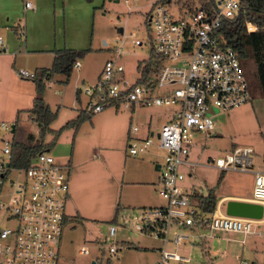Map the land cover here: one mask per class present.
<instances>
[{
    "label": "rangeland",
    "instance_id": "obj_1",
    "mask_svg": "<svg viewBox=\"0 0 264 264\" xmlns=\"http://www.w3.org/2000/svg\"><path fill=\"white\" fill-rule=\"evenodd\" d=\"M27 1L33 2L38 15L29 16L26 26L21 0V6L17 4L18 0H0L1 10H13L0 22V35L6 45L8 37H16L11 26L18 24L30 41L40 35L42 46L54 50H84L77 57L80 66L73 67L67 82H64L63 74L56 73L55 79L45 81L42 93L44 102L58 111L44 142H52L49 152L59 164L68 168L69 179L57 264H90L92 260L97 264H156L161 245L158 239L131 229L127 223L115 232L117 249L113 254L108 251L111 240L107 229L109 224H121L123 218L136 214V208L125 206L161 204L156 187L158 172L154 165L163 160L165 150L154 145L145 153L131 155L127 151L129 125L130 122L137 124L142 135L147 128L157 131L162 123L171 120L173 107L152 106L135 110L108 107L90 114L91 118L85 119L75 134L72 128H64L55 136L56 131L84 107L87 96L79 91L76 98L81 80L87 84L97 78L111 55L115 38L120 35L119 27H123L126 34H132L125 44L130 55L123 60L128 71L134 60L146 53V46L141 49L130 39L146 42L150 34L147 13L153 6L145 0L127 3L124 0H66L63 6L62 0ZM161 1L176 18L185 13L179 5L189 3L196 8L199 4L197 0ZM7 15H10L9 19H6ZM13 87L12 83L0 85V121L16 123L15 135L30 133L33 142H38L39 126L29 112L30 104L27 105L25 98ZM57 88L58 92L55 91ZM209 113L213 115L216 134L207 137L194 134L189 159L207 162L233 147L248 145L253 148L252 168L264 169V99L259 89H251V99L246 103L223 110L211 107ZM146 121L149 126L145 125ZM8 130L0 128V135L10 137ZM146 162L154 170L151 179L156 180L152 187V202L142 201L141 194L147 187L135 183L140 166H146ZM183 171L184 187L190 193L206 195L211 191L217 199L225 193H252L253 173L249 171L220 170L209 165L184 166ZM225 203H222L224 209ZM254 227L261 233L244 236L235 232H216L204 243L208 252H203L195 243L178 250L189 256L190 261L186 264H264V222L255 223ZM81 247L87 252L79 253Z\"/></svg>",
    "mask_w": 264,
    "mask_h": 264
},
{
    "label": "built area",
    "instance_id": "obj_2",
    "mask_svg": "<svg viewBox=\"0 0 264 264\" xmlns=\"http://www.w3.org/2000/svg\"><path fill=\"white\" fill-rule=\"evenodd\" d=\"M145 1L153 6L147 13L150 34L146 42L139 38L130 42L141 49L146 46V53L134 60L130 71L126 69L123 60L130 52L125 44L132 34H126L122 27L97 78L87 84L83 81L78 92L87 96L82 109L89 114L108 107H173L171 120L162 123L157 131L140 135L137 124L130 122L127 151L131 155L145 153L154 145L165 150L163 160L155 163L157 192L163 203L139 207L121 224H109L108 251L114 254L117 249L114 235L119 226L130 223L131 229L160 241L156 264H186L190 258L179 247L195 243L208 252L204 243L216 232L260 234L254 224L264 222V169L252 168L251 146L233 147L207 162L188 157L194 134H216L211 107L229 109L251 99L237 51L222 45L217 37L221 20L237 14L239 0H213L209 9L184 3L179 6L185 13L177 18L165 2ZM24 7L30 8L31 2L25 1ZM257 27L246 22L247 31ZM18 33L23 36L22 29ZM0 48H5L1 35ZM79 65L76 59L73 67ZM15 74L21 79L35 77V71L25 67L15 68ZM11 125L0 121V128H8L10 134L0 135V264H57L69 188L68 168L59 164L48 149L33 152L27 165L13 164ZM191 165L251 171V200L262 204V218L229 215L221 200L216 201L211 212H204L184 187L183 167ZM78 252L86 253L87 249L81 247Z\"/></svg>",
    "mask_w": 264,
    "mask_h": 264
},
{
    "label": "trees",
    "instance_id": "obj_3",
    "mask_svg": "<svg viewBox=\"0 0 264 264\" xmlns=\"http://www.w3.org/2000/svg\"><path fill=\"white\" fill-rule=\"evenodd\" d=\"M178 2L181 0H177ZM198 5L205 8H211L213 0H197ZM189 4V3H186ZM191 5V4H189ZM246 22L256 24L258 27L254 31L246 30ZM217 37L222 45L231 46L238 53L241 65L248 78L250 88L257 87L264 99V0H239V10L233 17L223 18L217 30ZM84 50H74L62 48L54 50V57L50 67L39 68L35 71L33 78L35 83V95L29 112L32 118L39 126L38 142H33L32 134L15 135L17 124H14L11 150L13 154L12 163L17 166L27 165L30 155L38 150H49V145L45 143L46 132L51 131L50 124L57 118L58 111L52 110L42 98L45 86V80L56 73L65 76L64 82H67L72 70L73 63L78 56L83 54ZM150 61H147V65ZM78 97V92H77ZM89 113L80 109L78 114L65 122V124L56 131L55 136L64 129L72 128L74 134L85 119H90ZM21 128V127H20ZM190 197L197 201L199 208L204 212H211L217 201L214 193L209 191L206 195L190 193Z\"/></svg>",
    "mask_w": 264,
    "mask_h": 264
},
{
    "label": "crops",
    "instance_id": "obj_4",
    "mask_svg": "<svg viewBox=\"0 0 264 264\" xmlns=\"http://www.w3.org/2000/svg\"><path fill=\"white\" fill-rule=\"evenodd\" d=\"M25 1H27V0H21V3H22V9L26 14L25 25L27 26L26 22L28 21V17L29 16H37L38 14L35 11L36 8H35V5L33 4V2L30 1L31 7L26 8V7H24ZM53 1L55 2L56 0H53ZM64 1H66V0L61 1L62 6H63ZM36 2L38 3V0H36ZM21 3H20V0H18L17 4H19L21 6ZM12 11H13L12 9H9L7 11H3L0 9V22H1V20H4L3 16L5 14H8V13L11 14ZM9 17H10V15H9ZM9 17L7 15L6 19H9ZM17 25L11 26V27H13V30H14L13 32H14L16 37H12V38L8 37V39H7L8 44L6 45L4 42L5 48H0V85L1 84H9V83L14 84L13 88H14L15 92L20 93L22 95L21 97L25 98V100L27 102L26 104L27 105L30 104L29 106H31L33 97L35 95L34 80L33 79L18 78L15 74V68H17L18 66L19 67L23 66V67L28 68V69L33 70V71H36L39 68H48V67H50L52 60H53V57H54V49H51L48 46H42L41 45L42 44V42H41L42 37L40 35H36V36L32 37V41H30L28 39V37L25 38L24 31H23V36H20L18 34V30H19L18 26L19 25L18 26ZM20 38H23V40H21ZM53 79H55V75H53L50 78H47L46 80L51 81ZM56 80L61 81L62 79L56 78ZM8 81H9V83H8ZM83 81H84V79L81 80V82H83ZM56 90H59V89L57 88V89H55V91ZM76 98H78V97H76ZM46 104H48V103H46ZM23 106H26V105H23ZM139 108H141V107H138L137 109H139ZM146 122L147 123H145V122H143V123H145L146 126H149V122L148 121H146ZM148 130H149V128L146 129L145 134L147 133ZM141 132H142V130L139 128L138 134L142 135ZM145 134H143V135H145ZM146 163H147L146 166H143V165L140 166V168L138 170V174H137L138 180H136L135 183H137V185L139 187H141V185L147 187L143 191V194H141L142 201L143 202H152L151 201V200H153L152 199L153 198L152 197V187H155L154 185H155L156 180L153 181V178L151 179V175L154 171L152 168V165L150 164L151 165L150 166L148 164V162H146ZM149 169H151V170H149ZM249 172H251V171H249ZM126 182L130 183L131 181H126ZM132 182H134V181H132ZM156 187H157V182H156ZM251 195H252V193L251 194L225 193L221 197H219L217 200H221L222 202H226L227 199L251 200ZM162 203H163V200H162L161 204ZM149 206H156V205H149ZM125 207L136 208V209L139 208L136 206L132 207L129 205L125 206ZM127 211L128 210H125V212H127Z\"/></svg>",
    "mask_w": 264,
    "mask_h": 264
},
{
    "label": "water",
    "instance_id": "obj_5",
    "mask_svg": "<svg viewBox=\"0 0 264 264\" xmlns=\"http://www.w3.org/2000/svg\"><path fill=\"white\" fill-rule=\"evenodd\" d=\"M121 30L122 27H119L118 31L120 32ZM11 127L13 130L14 124H12ZM156 167L157 166L154 165V168ZM225 212L233 216L260 219L263 216V206L251 200L227 199L225 203ZM90 264H97V262L92 260Z\"/></svg>",
    "mask_w": 264,
    "mask_h": 264
}]
</instances>
